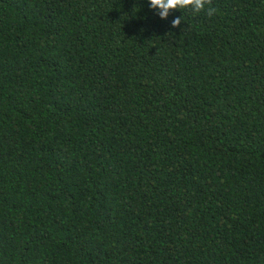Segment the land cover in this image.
I'll use <instances>...</instances> for the list:
<instances>
[{
  "label": "trees",
  "instance_id": "obj_1",
  "mask_svg": "<svg viewBox=\"0 0 264 264\" xmlns=\"http://www.w3.org/2000/svg\"><path fill=\"white\" fill-rule=\"evenodd\" d=\"M211 6L0 0V264H264V0Z\"/></svg>",
  "mask_w": 264,
  "mask_h": 264
},
{
  "label": "clouds",
  "instance_id": "obj_2",
  "mask_svg": "<svg viewBox=\"0 0 264 264\" xmlns=\"http://www.w3.org/2000/svg\"><path fill=\"white\" fill-rule=\"evenodd\" d=\"M148 6L160 19H167L170 11L187 10L193 14L205 12L209 17L216 14L217 9L211 6V0H148ZM181 17L172 21L173 26L179 25Z\"/></svg>",
  "mask_w": 264,
  "mask_h": 264
}]
</instances>
